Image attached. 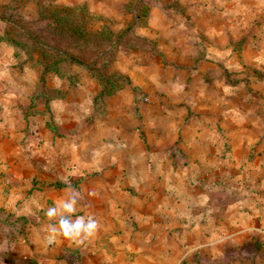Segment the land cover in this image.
Listing matches in <instances>:
<instances>
[{
  "label": "rangeland",
  "instance_id": "rangeland-1",
  "mask_svg": "<svg viewBox=\"0 0 264 264\" xmlns=\"http://www.w3.org/2000/svg\"><path fill=\"white\" fill-rule=\"evenodd\" d=\"M49 1L0 0V35L21 29L53 45L57 42L42 32L45 10L82 8L88 28L109 30L113 44L93 65L81 52L68 51L104 76L126 80L116 79L121 84L116 92L101 96V83L83 66L69 67L65 77L47 73L41 79L35 56L30 60L25 52L0 42L6 48L0 54L15 61L11 68L38 77L18 124L21 143L27 144L23 154L52 161L53 169L42 166V173L65 163L68 137L97 136L105 143L112 138V144L120 145L124 136L144 141L154 130L151 125L167 115L175 123L196 125L220 119L222 107L236 116L244 102L264 105V0ZM145 124L150 125L148 134ZM38 175L32 171L17 185L0 167V264L73 262L60 250L62 240L45 242L46 210L63 190ZM55 182L68 185L61 177Z\"/></svg>",
  "mask_w": 264,
  "mask_h": 264
},
{
  "label": "crops",
  "instance_id": "crops-1",
  "mask_svg": "<svg viewBox=\"0 0 264 264\" xmlns=\"http://www.w3.org/2000/svg\"><path fill=\"white\" fill-rule=\"evenodd\" d=\"M14 62L0 54V167L17 185L37 170L50 187L62 188L61 197L73 189L76 214L100 222L83 245L62 240L69 262L264 264V105L244 102L236 116L222 107L220 119L196 125L167 115L144 141L124 136L120 145L68 137L65 163L42 173L52 161L23 154L18 124L38 77L11 68ZM144 126L148 134L150 125ZM59 177L68 185L56 183Z\"/></svg>",
  "mask_w": 264,
  "mask_h": 264
},
{
  "label": "trees",
  "instance_id": "trees-1",
  "mask_svg": "<svg viewBox=\"0 0 264 264\" xmlns=\"http://www.w3.org/2000/svg\"><path fill=\"white\" fill-rule=\"evenodd\" d=\"M55 0H50L53 4ZM44 25L42 32L50 40H55L56 44H50L43 38L31 36L23 30H12L0 35V42L7 44L16 50L25 52L30 60L35 58V63L42 70V77L47 73H53L60 77H65L66 71L72 66H83L96 77L102 85L101 96H109L116 92L121 84L116 83V79L126 80L125 77L104 76L91 65H86L82 56H76L68 50L81 52L84 57L95 60L102 57L103 50L113 43L109 34L111 32L105 28L92 31L88 28L87 13L82 9H65L52 7L42 14ZM83 52V53H82Z\"/></svg>",
  "mask_w": 264,
  "mask_h": 264
},
{
  "label": "clouds",
  "instance_id": "clouds-1",
  "mask_svg": "<svg viewBox=\"0 0 264 264\" xmlns=\"http://www.w3.org/2000/svg\"><path fill=\"white\" fill-rule=\"evenodd\" d=\"M65 196L54 201L46 210L48 223L44 226L47 244L66 240L70 244L80 246L93 238L100 230V222L92 214L77 215L78 194L73 189H64ZM94 195L93 192L89 193ZM74 217V218H73Z\"/></svg>",
  "mask_w": 264,
  "mask_h": 264
}]
</instances>
